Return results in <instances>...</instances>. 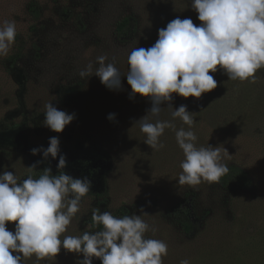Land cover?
I'll return each instance as SVG.
<instances>
[{
    "label": "rangeland",
    "instance_id": "1",
    "mask_svg": "<svg viewBox=\"0 0 264 264\" xmlns=\"http://www.w3.org/2000/svg\"><path fill=\"white\" fill-rule=\"evenodd\" d=\"M190 0H0V23L15 21L17 36L9 53L0 57V174L11 171L23 180L27 169L42 160L58 173L59 156L66 159L64 173L74 176V159L88 152L104 156L102 171L91 182L99 198H82L81 210L65 235L89 230L93 209L114 216L141 215L158 230L149 238L168 245L163 264H264V69L256 84L228 81L218 68L209 73L217 87L200 98L173 94L171 107L185 105L195 115L197 146H223L230 156L223 162L242 169L251 180L248 190L226 191L219 183L181 186L178 176L182 151L175 132L166 129L165 147L152 151L135 123L151 108L139 95L130 98L127 57L135 47L148 48L158 30L179 17L199 25ZM128 18V38L116 34V25ZM115 58L121 77L119 90H108L98 77H79L96 57ZM125 75V76H123ZM75 114L57 134L43 126L44 105ZM169 104L160 119H170ZM109 114H115L108 120ZM177 129L181 127L175 121ZM186 127V126H185ZM57 136L60 152L55 160L31 154L48 147ZM70 164L71 166H68ZM191 207L196 229L183 233L170 218L178 207ZM120 212V213H119ZM14 231L15 223L7 224ZM83 257L63 249L55 260L39 264H78ZM95 264H101L94 259ZM24 264H37L35 258Z\"/></svg>",
    "mask_w": 264,
    "mask_h": 264
},
{
    "label": "clouds",
    "instance_id": "2",
    "mask_svg": "<svg viewBox=\"0 0 264 264\" xmlns=\"http://www.w3.org/2000/svg\"><path fill=\"white\" fill-rule=\"evenodd\" d=\"M198 15L199 25L191 18L179 17L158 30V39L148 47H135L127 57V84L130 98L139 95L151 102L147 114L138 120L143 143L152 151L165 147L161 141L166 129L175 132V141L182 151L178 184L195 187L202 182L218 183L230 171L223 162L230 156L223 146H197L198 137L193 130L194 113L185 105L171 107L173 94L182 98H200L217 87L209 73L218 68L228 81L256 84L257 73L264 69V0H190ZM17 36L16 22L0 23V57L8 55ZM107 55L96 57L78 73L82 79L95 75L108 90L121 88V73L115 58L108 62ZM123 75V76H125ZM168 103L170 119H160ZM43 126L54 133L63 132L75 118L58 110L48 102L44 105ZM115 114H109L113 120ZM181 122L177 129L175 121ZM186 126V127H185ZM43 155V160H55L60 152L59 139L53 136L48 147L34 148L31 154ZM42 161L27 169L34 172ZM66 159L59 156L58 174L45 168L38 178L29 175L20 180L14 172L0 174V264H24L35 258L37 264L55 260L63 249L82 256L78 264H163L168 245L161 239L149 238L158 230L146 221L143 212L122 217L109 211L93 209L92 226L97 231H84L80 235H65L69 225L81 210L82 198L91 188L88 178H73L64 173ZM15 223L14 231L7 224ZM180 264H190L183 259Z\"/></svg>",
    "mask_w": 264,
    "mask_h": 264
},
{
    "label": "trees",
    "instance_id": "3",
    "mask_svg": "<svg viewBox=\"0 0 264 264\" xmlns=\"http://www.w3.org/2000/svg\"><path fill=\"white\" fill-rule=\"evenodd\" d=\"M130 28V21L128 18H123L120 22L117 23L116 25V34L121 38V39H125L128 38V31ZM83 156L82 164L86 165V164H90L92 166L91 172L95 174V176H97L99 174L100 171H102L103 166H104V156H102L101 153L98 152H88L85 153ZM42 161V160H40ZM38 171H36L35 173H33L31 176L33 178H38L40 174H42V171L45 168H48V165L45 164V162L42 161V163H40L38 166ZM229 173L225 176H223L219 183V186L226 190H248L252 183L251 180L249 179L248 175L239 167L236 166H229ZM52 175H54L52 173ZM29 176V175H28ZM27 178V177H26ZM92 195L95 198H99V196L101 195V193H99L98 191L95 192V190L93 189V186H91L90 188V192L85 196H89ZM120 213V212H119ZM170 218L172 219V221L180 227V229L183 231V233L187 234V235H191L194 230L196 229V224L194 223V215H193V211L191 207H185V206H180L176 209H174L171 213H170ZM88 223H89V230L88 231H97L99 230L96 227L92 226V221H91V217H89L88 219ZM93 264L94 263V259H93Z\"/></svg>",
    "mask_w": 264,
    "mask_h": 264
},
{
    "label": "flooded vegetation",
    "instance_id": "4",
    "mask_svg": "<svg viewBox=\"0 0 264 264\" xmlns=\"http://www.w3.org/2000/svg\"><path fill=\"white\" fill-rule=\"evenodd\" d=\"M82 159H83V156L75 157V159H74L75 164L74 165L76 168H78L77 169L78 171H76L75 172L76 174L74 176H71V177L80 178V179L88 178L91 182V180L95 177V174L91 172L92 166L90 164L83 165L82 161H81ZM68 166H71V165L68 164ZM53 174L56 175L58 173H53ZM91 185H92V182H91Z\"/></svg>",
    "mask_w": 264,
    "mask_h": 264
}]
</instances>
